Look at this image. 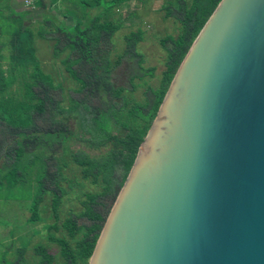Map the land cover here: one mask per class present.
<instances>
[{
	"label": "water",
	"instance_id": "95a60500",
	"mask_svg": "<svg viewBox=\"0 0 264 264\" xmlns=\"http://www.w3.org/2000/svg\"><path fill=\"white\" fill-rule=\"evenodd\" d=\"M88 264H264V0H220Z\"/></svg>",
	"mask_w": 264,
	"mask_h": 264
},
{
	"label": "trees",
	"instance_id": "16d2710c",
	"mask_svg": "<svg viewBox=\"0 0 264 264\" xmlns=\"http://www.w3.org/2000/svg\"><path fill=\"white\" fill-rule=\"evenodd\" d=\"M31 1L29 9L13 17V26H0V198L13 191L16 195L29 192L25 201H31V224L44 221L39 208L46 194L51 198L48 204L55 223L43 227L47 243L59 248L58 255L47 246H36L32 250L38 260L32 264H88L178 66L220 0H166L161 6L164 18L173 19L180 29L176 36L160 39L165 69L158 87L146 89L142 103L129 102L126 89L113 83L114 71L127 57L136 58L142 70V55L136 50L143 39L140 29L124 36L121 54L114 55L112 45L115 33L123 27L115 16L135 0ZM2 7L0 2L4 18ZM31 14L40 16L33 21L38 22L35 29L25 24ZM66 18L70 24L63 21ZM35 38L51 44V56L60 61L72 86L64 88L44 72ZM3 61H7L6 69L1 67ZM153 73L154 68L144 70L150 78ZM78 138L91 148L108 149L98 156L71 150ZM67 161L98 191L83 195L78 214L61 222L65 234L60 237L53 231L58 230L59 206L66 192L61 169ZM80 220L85 223L79 224ZM26 249L17 248L15 261L9 264H29Z\"/></svg>",
	"mask_w": 264,
	"mask_h": 264
},
{
	"label": "rangeland",
	"instance_id": "374dc122",
	"mask_svg": "<svg viewBox=\"0 0 264 264\" xmlns=\"http://www.w3.org/2000/svg\"><path fill=\"white\" fill-rule=\"evenodd\" d=\"M166 0H141L132 1L121 7V12L115 18L121 20L123 27L117 31L112 39L114 45V55L121 54L125 48L124 36L130 32H136L138 29L142 31L143 39L137 44L136 50L142 55V70L138 68L137 59L130 57L125 58L119 67L113 73V83L117 87L125 88L124 96L129 102L136 101L142 103L144 93L148 87L157 88L164 71L165 53L160 46V39L167 36H176L180 27L173 19L164 18V12L161 6ZM190 1V0H187ZM32 5L31 0H11V2L3 3L2 13L6 18L0 17V26H13L12 19L14 16L21 15L20 11L29 9ZM9 7V8H8ZM94 13V12H93ZM9 17V18H8ZM40 16L31 14L25 24L30 25L31 29H35ZM63 21L71 23L70 19ZM83 23H86L84 19ZM3 39L0 38V44ZM35 46L37 49V57L39 58L44 72L53 76L54 82H59L63 87L72 86L71 78L65 72L64 67L59 60H54L51 56V44L35 38ZM51 47V48H50ZM2 53L7 56L5 50ZM113 59V56H112ZM3 69L7 68V61L1 63ZM154 68L153 77L144 75V70ZM135 90H133V87ZM108 127V124L106 125ZM70 149L74 151H84L91 156H98L108 146L104 148L94 149L87 143L78 139L73 140ZM64 182L61 185L65 188V195L62 197L59 206L60 220L56 222L57 231H53L56 236L65 234L61 229V222L69 215L78 214L81 210L80 202L83 195L88 192H96L98 188L90 185L89 181L82 180L78 167L67 161L66 166L61 169ZM72 183H69L68 181ZM26 192V191H25ZM23 192L16 195V191L8 194L7 197L0 198V264H9L15 261V251L19 247H26L25 259L32 264L38 260L35 256L33 248L39 245L47 246L49 251L54 255H58L59 248L54 244L46 241L47 231L44 225L48 226L55 223L52 218L51 208L48 201L51 199L48 194L45 195V202L39 208V216L44 221H37L35 224L29 223L30 217L29 207L30 200H26L29 192ZM1 196V191H0ZM15 197H20L18 201ZM79 224L85 223L79 221Z\"/></svg>",
	"mask_w": 264,
	"mask_h": 264
},
{
	"label": "crops",
	"instance_id": "0c3cea01",
	"mask_svg": "<svg viewBox=\"0 0 264 264\" xmlns=\"http://www.w3.org/2000/svg\"><path fill=\"white\" fill-rule=\"evenodd\" d=\"M0 2H3V3H8V2H11V0H0ZM7 16H4V18H6Z\"/></svg>",
	"mask_w": 264,
	"mask_h": 264
}]
</instances>
